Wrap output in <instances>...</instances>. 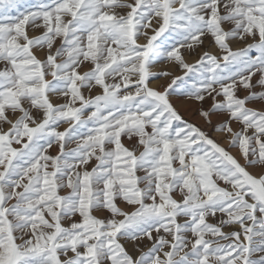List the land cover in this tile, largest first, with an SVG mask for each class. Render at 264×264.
<instances>
[{
  "label": "snow or ice",
  "instance_id": "6c2138e0",
  "mask_svg": "<svg viewBox=\"0 0 264 264\" xmlns=\"http://www.w3.org/2000/svg\"><path fill=\"white\" fill-rule=\"evenodd\" d=\"M0 264H264V0H0Z\"/></svg>",
  "mask_w": 264,
  "mask_h": 264
},
{
  "label": "rangeland",
  "instance_id": "374dc122",
  "mask_svg": "<svg viewBox=\"0 0 264 264\" xmlns=\"http://www.w3.org/2000/svg\"><path fill=\"white\" fill-rule=\"evenodd\" d=\"M241 46H242V45H241ZM234 47H235V45H234ZM193 59H194V58H193ZM189 62H192V59H190ZM177 74H179V73H177ZM153 87H158V85L154 83V84H153ZM185 118L191 120V115H187ZM192 122H197V121H192ZM205 130L208 131V129H205ZM213 138H214V139H218V137H215V136H213ZM225 147H227V145H225Z\"/></svg>",
  "mask_w": 264,
  "mask_h": 264
}]
</instances>
